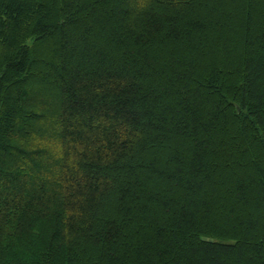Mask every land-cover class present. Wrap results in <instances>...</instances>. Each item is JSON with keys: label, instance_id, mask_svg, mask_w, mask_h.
<instances>
[{"label": "trees", "instance_id": "1", "mask_svg": "<svg viewBox=\"0 0 264 264\" xmlns=\"http://www.w3.org/2000/svg\"><path fill=\"white\" fill-rule=\"evenodd\" d=\"M0 264H264V0H0Z\"/></svg>", "mask_w": 264, "mask_h": 264}]
</instances>
